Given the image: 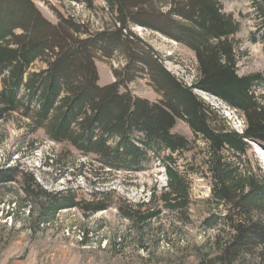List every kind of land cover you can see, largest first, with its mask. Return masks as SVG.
<instances>
[{
    "label": "trees",
    "instance_id": "trees-1",
    "mask_svg": "<svg viewBox=\"0 0 264 264\" xmlns=\"http://www.w3.org/2000/svg\"><path fill=\"white\" fill-rule=\"evenodd\" d=\"M58 1L84 5L101 15L102 24L96 28L59 10H54L58 23L53 24L33 0H0V122L19 116L32 134L44 132L48 140L93 158L109 173H140L154 160L161 162L167 184L153 198L176 215L189 211L192 203L189 175L176 155L201 140L202 157L195 159L200 169L192 167L190 173H206L211 182L210 201L218 211L204 224L219 233L198 264H237L245 256L264 264V173L250 157L253 144L264 150V95L257 92L264 87V73L238 74L241 53L234 39L240 24L234 16L217 0ZM253 3L264 22V0ZM136 27L192 50L197 83L188 86L168 71ZM116 56L125 61L113 70L116 82L100 85L96 60ZM37 63L43 69L34 70ZM140 78L150 82L160 101L121 91ZM196 91L241 116L244 130H234ZM180 120L196 140L173 132ZM112 197L100 193L92 201L80 200L71 189L49 191L20 164L0 166V205H13L7 217L15 216V209L24 216L27 210L33 220L36 216L33 232L66 210L78 209L86 216L108 210ZM139 207L119 205L118 210L139 226L161 214L142 213ZM226 232L230 235L225 239Z\"/></svg>",
    "mask_w": 264,
    "mask_h": 264
},
{
    "label": "rangeland",
    "instance_id": "rangeland-1",
    "mask_svg": "<svg viewBox=\"0 0 264 264\" xmlns=\"http://www.w3.org/2000/svg\"><path fill=\"white\" fill-rule=\"evenodd\" d=\"M217 1L224 12L232 14L240 24L234 39L241 53L238 74L243 77L264 73V22L258 19L254 0ZM33 2L53 24L58 23L56 10L82 21H91L96 28L102 24L101 15H94L84 5L58 0ZM134 31L159 53L167 70L175 77L188 86L197 83L198 64L192 50L159 32L142 27H136ZM96 64L100 85L106 86L116 82L113 70L124 67L125 61L120 56L113 60L100 57ZM43 67L37 63L34 70ZM121 91H129L151 102L162 99L145 78L122 87ZM257 92L264 95V87L257 88ZM196 93L220 110L234 130L240 133L244 130L241 116L217 98L200 91ZM26 122L19 116L0 122V166L20 164L52 192L71 189L84 201H92L100 193H112L113 202L108 210L92 216H86L78 209L66 210L55 222L40 230L37 228V232L31 229L37 221L36 216L33 220L28 218L27 210L24 216L15 209V216L7 217L13 205H0V264H198L200 256L211 251L219 233L207 230L204 224L215 210L210 201L211 182L206 173H190L192 167L200 169L195 159H201L204 142L197 140L191 151L176 155L180 168L189 175L192 201L189 211L176 215L153 198L155 194L159 197L167 184L161 162L154 160L147 171L140 173H109L93 158L83 156L68 145L48 140L44 132L32 134ZM173 132L196 140L182 120ZM163 155L168 156L170 152L165 151ZM250 157L264 173V150L258 144H254ZM83 165L87 167L83 168ZM129 204L138 209L141 206L142 213L160 210L161 214L139 226L122 217L118 210L119 205ZM15 218H18L17 222ZM29 219L32 224L28 223ZM229 235L226 232L225 239ZM237 264L260 262L253 256H245Z\"/></svg>",
    "mask_w": 264,
    "mask_h": 264
},
{
    "label": "water",
    "instance_id": "water-1",
    "mask_svg": "<svg viewBox=\"0 0 264 264\" xmlns=\"http://www.w3.org/2000/svg\"><path fill=\"white\" fill-rule=\"evenodd\" d=\"M254 145V144H253Z\"/></svg>",
    "mask_w": 264,
    "mask_h": 264
}]
</instances>
